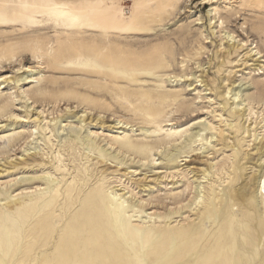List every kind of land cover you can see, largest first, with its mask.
<instances>
[{"label": "rangeland", "instance_id": "374dc122", "mask_svg": "<svg viewBox=\"0 0 264 264\" xmlns=\"http://www.w3.org/2000/svg\"><path fill=\"white\" fill-rule=\"evenodd\" d=\"M160 93L174 99L138 98ZM0 137L1 264H47L97 186L143 235L224 212L264 165V0H0ZM52 208V237L23 255Z\"/></svg>", "mask_w": 264, "mask_h": 264}, {"label": "bare ground", "instance_id": "6f19581e", "mask_svg": "<svg viewBox=\"0 0 264 264\" xmlns=\"http://www.w3.org/2000/svg\"><path fill=\"white\" fill-rule=\"evenodd\" d=\"M48 9L56 15L67 14L72 21L79 20L76 14L68 10ZM239 91L235 93V97L239 95ZM157 95H159L157 99L150 94L138 98L140 102L151 103L155 100L167 102L174 99L165 93ZM231 113L235 115L233 111ZM184 131L187 130L168 132V136L178 139ZM128 151L142 156L153 155H146V152H141V148L137 146L130 147ZM262 154L264 156V148ZM257 166L259 169L249 177V181L242 184L237 191L227 194L230 196V205L228 200L225 201L224 212L222 211L224 205L221 209L200 208L195 225L159 231L155 235L147 233L143 235L142 230L129 224L121 213L115 215L116 211H111L103 203L105 191L97 186L92 190L90 199L85 201L87 206L74 212L63 225L57 244L44 263L141 264L139 252L143 250L147 259L144 264H254L260 256V250L264 255V241L261 244L258 241L259 236L264 234V165L259 162ZM199 186V183L195 184L194 190ZM200 192L199 189L194 199L198 197L203 199L204 193L200 195ZM125 193L127 192L122 195ZM237 203L243 210L233 211L232 214L230 209ZM52 210L54 212L53 208L50 212H45L37 222L27 228L25 234L27 243L24 244L23 255L32 251L36 243L42 241L46 243L52 237ZM137 216L143 215L138 213ZM27 219L28 216L24 215L13 223L9 232L10 237L17 238L18 235H14V231L21 226L17 227L16 224ZM209 220L214 222L213 229L209 227ZM253 220L258 224L256 225ZM3 222L0 217V224ZM2 246L3 252L7 255L14 251L10 246L11 249L7 252V243H3ZM261 264H264V256Z\"/></svg>", "mask_w": 264, "mask_h": 264}]
</instances>
